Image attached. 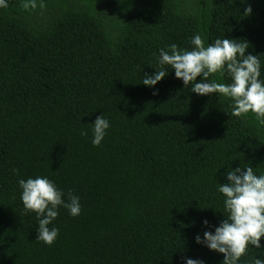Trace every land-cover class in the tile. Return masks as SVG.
Returning a JSON list of instances; mask_svg holds the SVG:
<instances>
[{
	"label": "trees",
	"instance_id": "16d2710c",
	"mask_svg": "<svg viewBox=\"0 0 264 264\" xmlns=\"http://www.w3.org/2000/svg\"><path fill=\"white\" fill-rule=\"evenodd\" d=\"M195 34L248 43L264 79V0H37L28 10L8 0L0 8V264H223L195 237L225 219L216 188L229 169L264 174V129L251 113L232 116L229 99L192 92L170 67L154 87L141 83L159 70L158 49H190ZM101 114L110 127L93 146ZM37 175L80 197V215L60 208L49 225L59 229L50 246L36 240L17 184ZM260 243L240 264L264 259Z\"/></svg>",
	"mask_w": 264,
	"mask_h": 264
},
{
	"label": "clouds",
	"instance_id": "9594fccd",
	"mask_svg": "<svg viewBox=\"0 0 264 264\" xmlns=\"http://www.w3.org/2000/svg\"><path fill=\"white\" fill-rule=\"evenodd\" d=\"M43 7V3L39 5ZM8 0H0V8H7ZM25 10L35 9L37 0H22ZM250 12L251 9H246ZM228 38H217L210 44L205 36L195 34L190 38L191 48H179L171 43L158 49L156 56L159 70L144 75L142 84L154 87L169 72L174 70L176 78L197 95L216 94L229 99L231 115L240 117L251 113L257 126L264 129V79L261 78L260 55H245L248 43ZM216 74L228 82H207ZM197 77H200L199 82ZM201 77L203 79H201ZM158 92H153L157 95ZM109 120L103 114L91 123L93 146H99L107 135ZM82 136L88 132L82 130ZM17 175V170L12 169ZM226 183H217L216 191L223 197V219L214 231H205L203 238L195 237L197 244L224 256L223 264H240L247 254L249 245L261 249L264 237V174H257L247 165L229 169ZM20 200L25 212L35 214L37 224L36 240L52 245L59 235L57 227H49L59 215V209H66L72 217L81 213L80 197L71 191L67 194L46 176L37 175L17 180ZM66 196V198H65ZM204 225H208L205 220ZM250 264H264V259L249 257ZM183 264H203L200 260L185 257Z\"/></svg>",
	"mask_w": 264,
	"mask_h": 264
}]
</instances>
